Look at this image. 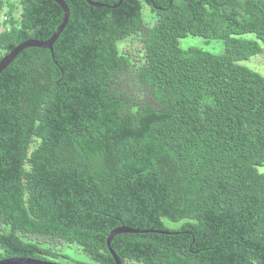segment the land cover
Here are the masks:
<instances>
[{"label":"trees","instance_id":"1","mask_svg":"<svg viewBox=\"0 0 264 264\" xmlns=\"http://www.w3.org/2000/svg\"><path fill=\"white\" fill-rule=\"evenodd\" d=\"M17 1L18 15L0 0V58L63 19L53 0ZM63 1L52 51L0 72V259H69L21 234L115 264L106 238L124 225L168 233L115 235L122 264H264V76L238 63L262 50L264 0ZM133 36L142 59L120 46Z\"/></svg>","mask_w":264,"mask_h":264},{"label":"rangeland","instance_id":"2","mask_svg":"<svg viewBox=\"0 0 264 264\" xmlns=\"http://www.w3.org/2000/svg\"><path fill=\"white\" fill-rule=\"evenodd\" d=\"M15 7V12L18 15L19 14V5L17 0H10ZM13 4H6L3 3V5H0V32L3 30V17L7 15V11L10 8H13L11 5ZM3 14H2V13ZM142 13L144 17L145 23L151 24L153 22V13L150 11L149 7L147 5H144L142 8ZM246 37L253 38L254 35L251 33H248L245 35ZM179 44L182 48H187L190 46L199 47L203 50L210 51L215 54H220L224 51V44L221 39L218 38H212V37H201V36H192L187 35L185 37H182L179 39ZM261 44V43H260ZM121 48L127 50V52L132 55L134 58H141L143 57V53L141 52V44L136 36L129 37L126 40L120 44ZM262 50L250 56L248 59L238 61L239 64L244 65L254 71H257L261 75L264 76V45L261 44ZM264 169V168H262ZM165 223L168 226H178L180 222H172L169 221L166 218H163ZM21 238L24 240H30L36 243H39L40 245L50 247L56 251L61 252L62 254L68 256L69 259H65L62 257L54 259L55 262L59 263H69L73 264L75 261H90L87 254H85L81 248L76 244H69L65 243L59 240H52L49 241L46 238L39 237V236H29V235H21Z\"/></svg>","mask_w":264,"mask_h":264},{"label":"water","instance_id":"3","mask_svg":"<svg viewBox=\"0 0 264 264\" xmlns=\"http://www.w3.org/2000/svg\"><path fill=\"white\" fill-rule=\"evenodd\" d=\"M55 1L63 10V19L61 23L57 26V28L53 31V33L50 35L49 38L46 40H37V39H26L15 46H13L9 51L4 53L0 58V72H2L11 62L12 60L25 48L28 47H42V48H48L50 51H52V45L54 41L58 38L61 31L64 29L68 18H69V10L68 6L63 0H53ZM86 2L94 7H115L116 5H108L105 3H100L97 1L92 0H86ZM120 2V1H119ZM118 2V3H119ZM146 231H156V232H162V233H168L167 231H160V230H140V229H133L124 225L118 226L113 228L107 238H106V245L108 247V250L110 251L115 264H122L117 254L114 252V250L111 248L110 242L112 238L120 233H138V232H146ZM0 264H62L55 261H47V260H40L36 258H30V257H7L0 259Z\"/></svg>","mask_w":264,"mask_h":264},{"label":"built area","instance_id":"4","mask_svg":"<svg viewBox=\"0 0 264 264\" xmlns=\"http://www.w3.org/2000/svg\"><path fill=\"white\" fill-rule=\"evenodd\" d=\"M2 13V12H1ZM3 14V13H2ZM5 19V16L3 17V20Z\"/></svg>","mask_w":264,"mask_h":264}]
</instances>
